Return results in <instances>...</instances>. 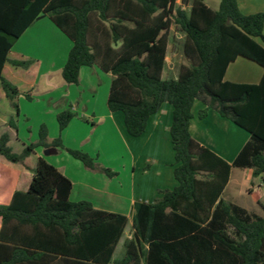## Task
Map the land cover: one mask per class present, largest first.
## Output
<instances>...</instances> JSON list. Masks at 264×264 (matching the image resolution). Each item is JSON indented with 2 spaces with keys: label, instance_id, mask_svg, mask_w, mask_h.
Segmentation results:
<instances>
[{
  "label": "trees",
  "instance_id": "obj_1",
  "mask_svg": "<svg viewBox=\"0 0 264 264\" xmlns=\"http://www.w3.org/2000/svg\"><path fill=\"white\" fill-rule=\"evenodd\" d=\"M42 14L71 42L61 68L66 83L77 84L83 66L111 74L106 106L123 114L129 136L141 135L162 103L171 105L176 184L152 202L134 203L130 237L114 257L127 215L71 201L72 181L44 156L37 157L25 190L15 188L18 171L0 163V264H264V215L221 197L232 167L251 169L252 177L264 173V12L244 13L237 0H219L217 8L205 0H0V86L16 116L17 97L31 95L2 68L7 61L31 63L8 59V52ZM173 24L183 34L188 63L163 78ZM237 57L262 67L258 82L224 79ZM196 100L203 104L199 118L212 109L248 133L231 162L191 136ZM75 116L70 106L59 111V132ZM7 124L15 128L12 117ZM47 136L41 123L38 139L16 153L3 132L0 156L28 168L25 158L37 146L47 153L62 148L85 168L116 175L87 152L65 147L60 135L50 142Z\"/></svg>",
  "mask_w": 264,
  "mask_h": 264
},
{
  "label": "crops",
  "instance_id": "obj_2",
  "mask_svg": "<svg viewBox=\"0 0 264 264\" xmlns=\"http://www.w3.org/2000/svg\"><path fill=\"white\" fill-rule=\"evenodd\" d=\"M176 1L178 2L179 0ZM237 3L240 10L244 13H254L257 11L264 12V0L263 2H260V0H237ZM35 21L36 20H34L23 31V33L15 40V42H18L20 37L26 34L29 28H32L35 24H37ZM46 24L47 23H44V25ZM15 42L8 52V59H30V65L36 66L35 71H32L30 68L22 71V69L17 68L20 66H13L8 61L4 63L2 75L15 84L20 89V91H29L30 89L32 90L40 76H44L48 79L50 73L53 71H59L61 74V68L66 59L67 51L71 46V42L69 40L66 44V50H64L66 52L62 51L58 64H55L54 67L55 62L52 58H50L46 62V67L43 70V62L41 59L31 55V53L24 50L23 48L16 47V49ZM166 57L164 67L165 70L167 64ZM82 70L83 67L80 68L78 82L81 80ZM248 71H251L252 75H250ZM262 72V67L255 62L243 57H237L228 65L224 74V79L240 83H256L259 81ZM173 76H176V74ZM62 82H65L63 78L61 79L60 83H52V86L55 87L54 89H56L54 91L58 90V94L62 95L58 99H64L62 100L63 105H67V107L70 106L71 110L76 112V116L70 120L68 125L62 131L59 132L58 130V134L62 135V139H71V142H68L69 144L63 143L64 146L74 149L80 148V150H83L90 156L94 157L95 162L98 165L113 169L114 166H112L110 163L100 162L101 160H99L98 149L106 131L118 132V135H120L118 137L122 138L128 143L127 149L130 158L129 165L131 166L128 194H121L122 188L120 187V183L116 181V178L119 177V171L116 172V175L110 177L103 172L87 169L78 159H75L77 161H71L68 157H66V155H64L65 157H61L60 160L57 159L50 162L55 164L56 167L72 181V189L69 195V199L71 201L87 200L91 202L96 208L125 214L128 216L127 224H129L130 227L133 205L135 202H152L155 198L160 196V190L171 188L176 184L172 172L174 157L169 136L172 107L167 102L162 103L159 109L155 113L151 114L148 118L145 131L137 137H132L129 136L125 131L123 124V114L120 111L111 112L108 110L107 106L105 110L101 109L98 112H96V109L90 110V112L88 110H78L72 104L73 98L71 89H69V87H63L65 85ZM202 107L203 104H197L196 101H194L192 105L193 117L189 124L191 136L201 145L209 148L227 162H231L243 144L248 140V136L241 137L235 141L230 140L225 144H215V142L209 136V129L205 125L204 121L207 118L213 117L211 114L216 116V112L212 109H209L205 117L199 118L198 110H200ZM62 108L65 109L64 107ZM62 108L57 109L56 114L63 110ZM86 114L90 117H87ZM9 117H12V114H9ZM83 118H86V120ZM7 126V129L10 131L13 130V128H11L8 124ZM92 136H94L93 142L91 140ZM47 138H49V140L54 139L52 136H47ZM8 143H10L9 139ZM112 154L113 155L111 158H120L118 157L119 153ZM31 156L35 157L33 164L29 162ZM39 156L42 155L36 151L25 158V163L28 165V168L19 163H11L10 165V162L7 163L8 161H3V159L0 158V163L8 165L14 169L16 164L20 165L23 169H16L19 173V177L22 174V170H24L23 173L27 175V178L24 183H22V185L18 184V178L15 186L16 189L20 187L22 190H25L27 188L32 176L31 169L35 167L37 157ZM250 172L252 173L251 169ZM258 177L264 179V173L260 174L256 178ZM251 191L252 188H249L248 192L250 193ZM254 200L260 205L263 204L262 200L259 198H255ZM126 227L122 237L120 238V240L123 238L122 241L125 238L130 237L131 228L129 233H127Z\"/></svg>",
  "mask_w": 264,
  "mask_h": 264
},
{
  "label": "rangeland",
  "instance_id": "obj_3",
  "mask_svg": "<svg viewBox=\"0 0 264 264\" xmlns=\"http://www.w3.org/2000/svg\"><path fill=\"white\" fill-rule=\"evenodd\" d=\"M205 1L212 8L218 7L219 0ZM260 2H263V0H260ZM36 22L37 24H35L32 28H29L26 34L20 37L18 42H15V48H23L31 53V55L40 58L43 62V70L46 67V62L50 58H52L55 62V67V64H58L60 61L62 51L66 52L64 50H66V44L69 39L51 22L46 15H40L36 19L35 23ZM44 23L47 24L44 25ZM171 33L174 37V41L170 40L168 43L166 57L167 64L166 70L164 68L162 73L163 78L177 74L179 65L181 63H188L181 52L183 34L177 31L174 24L171 26ZM30 64L27 67L20 66L17 68L22 69V71L28 68L35 71L36 66ZM248 72L252 75L251 71ZM110 78V73H105L95 66H83L80 82L77 84L66 82L62 83L65 85L63 87H69V89H71L73 98L72 104L75 108L84 111L88 110L89 112L90 110L96 109V112H98L101 109H106V96ZM61 79L62 76L59 71H53L50 73L48 79L44 76H40L37 83L34 85V88L27 91L31 95L30 99L26 98L23 94L17 97V116L15 115V110L10 106L8 100L5 98L3 90L0 86V134L5 132L8 135V139L10 140L8 145L12 151L20 153L25 144L35 142L38 139V129L41 123L46 125L48 129V137L52 136V138H55L59 135L58 125L55 118L56 110L62 107L66 108L67 105H63L62 100L64 99H58L62 95L58 94V90L54 91L56 89H54L55 87L52 86V83H60ZM196 103L199 104L201 102L196 100ZM9 114H12V118L15 123V128H13L12 131L7 129ZM211 115L213 117L205 119L204 123L209 129V136L215 144H225L230 140L235 141L241 137L249 136L245 130L236 126L228 119L218 116L217 113L216 116L213 114ZM87 117L90 116L87 115ZM104 135L105 136L98 149L99 160H101L100 162L110 163L114 166L112 170H116V172L119 171V177L116 178V181L120 183V187L122 188L121 194H128L130 185L129 174L131 171V166L129 165L130 158L127 149L128 143L118 137L120 135H118V132L116 131H106ZM60 139L62 144H69L68 142H71L70 138L62 139V135H60ZM93 139L94 136L91 138L92 142ZM47 140L49 142L51 141L49 138H47ZM36 151H38L39 154L44 156L48 161H55L57 159L60 160L61 157H65L64 155H66V157H68L71 161H77L62 148H59L58 152L55 154L45 153L46 150L42 146H37L34 152ZM112 153H119L118 157L120 158H111L113 155ZM0 158L7 162V160H5L2 156H0ZM34 161L35 157L31 156L29 162L33 164ZM9 164L11 165V163ZM17 168H21V166L16 164L15 169ZM23 171L24 170H22V174L20 175L18 181V184L20 185H22L27 178V175L23 173ZM249 172L250 169L248 168L232 167L229 182L222 194V199L243 206L249 212L264 215L261 205L254 200L255 198H259L264 204V179L260 177H252V173ZM249 188H252L250 193L248 192ZM18 189L22 190L20 187ZM126 228L127 233H129V224H127ZM122 239L119 241L114 250V257H119L123 253Z\"/></svg>",
  "mask_w": 264,
  "mask_h": 264
},
{
  "label": "water",
  "instance_id": "obj_4",
  "mask_svg": "<svg viewBox=\"0 0 264 264\" xmlns=\"http://www.w3.org/2000/svg\"><path fill=\"white\" fill-rule=\"evenodd\" d=\"M45 153H47V152L45 151Z\"/></svg>",
  "mask_w": 264,
  "mask_h": 264
}]
</instances>
